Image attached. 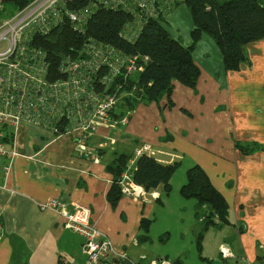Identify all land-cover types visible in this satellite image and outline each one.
Returning a JSON list of instances; mask_svg holds the SVG:
<instances>
[{
	"label": "crops",
	"instance_id": "crops-1",
	"mask_svg": "<svg viewBox=\"0 0 264 264\" xmlns=\"http://www.w3.org/2000/svg\"><path fill=\"white\" fill-rule=\"evenodd\" d=\"M169 2L164 27L189 47L194 44L192 14L185 0ZM137 33L136 25L127 32ZM246 51L248 61L228 70L214 39L203 33L192 52L201 68L195 88L175 81L173 105L167 96L140 102L126 126L100 127L84 144L78 143V132L58 135L46 127L21 126L14 145L5 140L7 155L0 160V264L85 262L83 238L66 229L59 214L41 208L53 199L91 209L92 223L115 247L116 264H153L162 258L171 264H223L224 245L234 261L264 264V38L246 44ZM143 144L158 162L178 163L177 170L185 163L188 169L199 165L228 205L229 223L205 228L197 201L185 204L181 194L186 170L178 183L181 198L175 194L174 201L187 219V233L203 237L198 260L186 255L187 243L174 259L157 257L146 246L158 208L174 205L171 193L160 186L139 200L121 194L112 203L108 197L114 183L110 168ZM144 220L150 222L149 233Z\"/></svg>",
	"mask_w": 264,
	"mask_h": 264
},
{
	"label": "built area",
	"instance_id": "built-area-1",
	"mask_svg": "<svg viewBox=\"0 0 264 264\" xmlns=\"http://www.w3.org/2000/svg\"><path fill=\"white\" fill-rule=\"evenodd\" d=\"M73 0H33L23 9L15 10L11 17L4 18V0H0V160L7 155L6 142L14 145L21 126H36L47 123L51 131L62 135L78 132L79 144H84L100 127L126 126L130 111L121 119L113 114L121 100L131 96L128 81L145 71L148 57L126 54L120 49L90 39L77 55L71 52L62 57L59 66L52 68L50 51L38 44L35 34L42 36L69 22L75 31L83 32L93 11L99 6L123 7L133 12L135 21L126 25L123 37L134 41L148 16L155 15L160 0H91L84 8L70 9ZM157 1V2H156ZM161 9V8H160ZM136 25L138 33L127 32ZM66 124L65 133L60 123ZM120 129V127H118ZM84 149H80L84 154ZM150 152L143 144L135 149L121 174V193L134 200L146 195V189L135 183L133 173L138 159ZM98 163L99 156L92 154ZM71 205L60 200L41 204L43 210H52L64 219V227L83 238L84 263L61 264H116L115 247L92 223L91 209L84 205ZM206 216L200 218L205 222ZM220 224L218 218H214ZM2 240L0 236V241ZM223 264H245L232 260L231 249L220 248ZM153 264H171L164 260Z\"/></svg>",
	"mask_w": 264,
	"mask_h": 264
},
{
	"label": "trees",
	"instance_id": "trees-1",
	"mask_svg": "<svg viewBox=\"0 0 264 264\" xmlns=\"http://www.w3.org/2000/svg\"><path fill=\"white\" fill-rule=\"evenodd\" d=\"M20 10L33 0H14ZM170 0L156 1L159 9L155 15L148 16L146 23L134 41L123 37L126 25L135 21L133 12L123 7H97L83 32H77L69 22L53 28L48 35L35 34L38 44L46 47L52 68L59 66L66 53L77 55L90 39L98 43L114 46L128 55L139 54L148 57L145 71L130 79L129 89L134 88L131 96L124 97L113 114L115 119L126 116V112L134 109L140 102L159 101L164 96L170 99L174 90V82L195 88L201 75V68L194 61L192 52L194 45L203 33L214 39L224 57L228 70H238L240 65L248 61L246 44L264 38V6L260 0H185L195 24L192 31L194 44L186 47L180 40H175L164 27L165 14ZM4 0V5H6ZM91 0H73L68 3L70 9L86 7ZM6 8V7H5ZM161 8V9H160ZM60 130L65 133L64 122ZM130 158V157H129ZM121 156L110 168L114 175V183L109 191V199L115 203L121 196L119 180L124 172L128 159ZM179 164L165 165L154 157L145 154L137 161L133 173L135 183L146 191L163 188L167 194L172 190V178ZM187 183L181 187V194L186 199L197 201L198 218L206 216L204 227L219 226L229 223L228 205L222 194L214 188L206 172L199 165L187 171ZM207 208V209H206ZM218 218L220 224H216ZM144 230L149 233L150 222H142ZM167 260V259H164Z\"/></svg>",
	"mask_w": 264,
	"mask_h": 264
},
{
	"label": "rangeland",
	"instance_id": "rangeland-1",
	"mask_svg": "<svg viewBox=\"0 0 264 264\" xmlns=\"http://www.w3.org/2000/svg\"><path fill=\"white\" fill-rule=\"evenodd\" d=\"M5 3L6 11L4 12L3 17H11L15 14V1L6 0ZM41 123L42 122H40V124L38 125V128H41ZM45 127L46 129L50 130V133H52V128L50 129L47 123L45 124ZM112 129L118 130L117 125H115V127ZM188 167V164L185 163L184 166L177 170V174L174 179L177 186L176 189L171 192L173 201L175 194H177L178 197L181 196L178 187V185L180 184L178 183H182L181 181L184 179V177L186 178L185 172ZM183 200L185 204H187L185 201L186 198ZM192 201L193 200H190L189 203H191ZM158 202L160 201L158 200ZM176 203L177 201L175 199L173 206H168L165 209H162L161 207L158 208V210L156 211V215L152 219L153 224L151 227V232L149 234L151 236V241L147 243L146 246L148 250L154 252L157 257H167V255H171L169 257L171 259H174L173 257L180 251V247L182 248V246L187 243L189 252L186 255H189V257L191 256L193 260H198L197 256H200L201 254L200 245L203 242V237L198 234L197 238H195L194 235L191 236L190 233H187L185 229L187 219L183 214V211H180L176 208ZM160 204L161 203H158V206H160ZM182 208H185V206H183Z\"/></svg>",
	"mask_w": 264,
	"mask_h": 264
},
{
	"label": "water",
	"instance_id": "water-1",
	"mask_svg": "<svg viewBox=\"0 0 264 264\" xmlns=\"http://www.w3.org/2000/svg\"><path fill=\"white\" fill-rule=\"evenodd\" d=\"M158 262H162V261H164V259L162 258V259H159V260H157Z\"/></svg>",
	"mask_w": 264,
	"mask_h": 264
}]
</instances>
